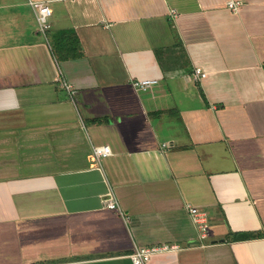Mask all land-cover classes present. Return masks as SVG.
Listing matches in <instances>:
<instances>
[{
    "label": "crops",
    "instance_id": "obj_1",
    "mask_svg": "<svg viewBox=\"0 0 264 264\" xmlns=\"http://www.w3.org/2000/svg\"><path fill=\"white\" fill-rule=\"evenodd\" d=\"M37 1L0 0V264H264V0Z\"/></svg>",
    "mask_w": 264,
    "mask_h": 264
},
{
    "label": "built area",
    "instance_id": "obj_2",
    "mask_svg": "<svg viewBox=\"0 0 264 264\" xmlns=\"http://www.w3.org/2000/svg\"><path fill=\"white\" fill-rule=\"evenodd\" d=\"M30 4L36 10L37 18L40 25V31L43 34H47L48 30L51 27L50 17L52 14L51 7L47 2L30 0ZM241 1L230 0L228 1V6L233 11L238 12L241 8ZM173 14L176 16L177 12L173 10ZM195 77L196 79H201L207 77V72L204 71L201 67L195 68ZM159 83L157 78H135L131 80V85L134 89L138 91H148ZM67 88L71 87L67 84ZM72 92V90H71ZM164 146H170V144L165 143ZM111 153V147L109 145H97L94 147V156L96 160L101 163L102 159ZM104 202L107 208L109 209H119L115 194L113 192L108 193L104 198ZM189 212L192 222L198 230L199 236L201 239H207L210 232V221L209 215L206 210L201 209L194 205H189ZM123 213V211H121ZM181 249V246L178 244H157L149 246H137L133 253L130 254L133 264H147L153 255L157 253L167 252V251H177Z\"/></svg>",
    "mask_w": 264,
    "mask_h": 264
},
{
    "label": "trees",
    "instance_id": "obj_3",
    "mask_svg": "<svg viewBox=\"0 0 264 264\" xmlns=\"http://www.w3.org/2000/svg\"><path fill=\"white\" fill-rule=\"evenodd\" d=\"M253 235L251 234H245V233H241V234H238V235H231V239L232 240H245V239H249V238H252ZM260 236V235H259ZM257 237V236H256Z\"/></svg>",
    "mask_w": 264,
    "mask_h": 264
},
{
    "label": "rangeland",
    "instance_id": "obj_4",
    "mask_svg": "<svg viewBox=\"0 0 264 264\" xmlns=\"http://www.w3.org/2000/svg\"><path fill=\"white\" fill-rule=\"evenodd\" d=\"M29 3H30V0H29ZM74 52V51H73Z\"/></svg>",
    "mask_w": 264,
    "mask_h": 264
}]
</instances>
